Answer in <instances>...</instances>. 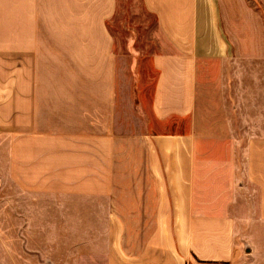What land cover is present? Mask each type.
Returning a JSON list of instances; mask_svg holds the SVG:
<instances>
[{
  "label": "crops",
  "instance_id": "1",
  "mask_svg": "<svg viewBox=\"0 0 264 264\" xmlns=\"http://www.w3.org/2000/svg\"><path fill=\"white\" fill-rule=\"evenodd\" d=\"M140 3L129 132L121 0H0V264H264V0Z\"/></svg>",
  "mask_w": 264,
  "mask_h": 264
},
{
  "label": "rangeland",
  "instance_id": "2",
  "mask_svg": "<svg viewBox=\"0 0 264 264\" xmlns=\"http://www.w3.org/2000/svg\"><path fill=\"white\" fill-rule=\"evenodd\" d=\"M126 2L130 4L127 5ZM150 21L149 16L144 14L140 0H121L119 15L111 23L112 29L119 39L121 54V129L124 131L139 130V127L134 124L139 118L135 117L132 111L135 99L144 102L146 118L151 119L149 104L156 71L147 62L135 65L138 73L132 74L136 76V79L132 80L131 64L126 62L130 60L129 55L147 57L153 53V46L144 38L145 31L142 26L143 23ZM126 215L128 216V213ZM126 215L122 214L125 219H127Z\"/></svg>",
  "mask_w": 264,
  "mask_h": 264
}]
</instances>
